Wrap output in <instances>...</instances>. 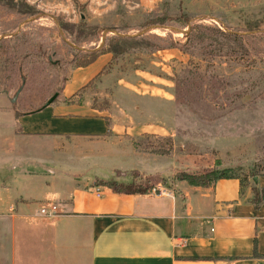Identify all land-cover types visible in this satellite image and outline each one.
<instances>
[{
    "label": "rangeland",
    "instance_id": "1",
    "mask_svg": "<svg viewBox=\"0 0 264 264\" xmlns=\"http://www.w3.org/2000/svg\"><path fill=\"white\" fill-rule=\"evenodd\" d=\"M182 14L184 26L181 18L169 21ZM195 23L236 36L224 47L218 33L202 28L209 37L178 49ZM146 27L145 48L105 53L87 79L80 72L104 38ZM171 41L175 48H153ZM78 76L67 88L84 106L79 112L106 116L127 133L106 146L85 136H10L4 126L15 110L34 111L54 92L60 100ZM131 144L150 176L114 170L107 181L162 189V182L176 187L180 172L216 169L242 182L264 174V0H0V157L14 151L29 173L58 171L83 186L91 146L110 163L116 147Z\"/></svg>",
    "mask_w": 264,
    "mask_h": 264
},
{
    "label": "crops",
    "instance_id": "2",
    "mask_svg": "<svg viewBox=\"0 0 264 264\" xmlns=\"http://www.w3.org/2000/svg\"><path fill=\"white\" fill-rule=\"evenodd\" d=\"M101 55L80 67L86 79L98 69ZM81 77L65 83L61 95L69 96L67 86H76ZM83 107L74 101L42 104L13 113L4 127L10 136H85L104 146L127 133V126L108 128L100 114H81ZM96 145L80 174L86 178L83 186L58 171L46 177L29 173L24 163L13 161L14 151L2 153L0 264H264V199L254 204L252 192L264 188V174L243 182L218 178L203 187L178 181L182 208L164 188L163 193H117L94 184L114 170L150 176L141 168L147 158L137 156L134 144L116 147L119 155L110 163ZM48 204L55 206L53 215L37 213Z\"/></svg>",
    "mask_w": 264,
    "mask_h": 264
},
{
    "label": "trees",
    "instance_id": "3",
    "mask_svg": "<svg viewBox=\"0 0 264 264\" xmlns=\"http://www.w3.org/2000/svg\"><path fill=\"white\" fill-rule=\"evenodd\" d=\"M174 15L172 16V19L169 21H177L179 18H181L182 21V26L187 23L188 16L185 14L180 15ZM164 19V17H163ZM162 20V18H161ZM159 21V20H158ZM156 21V22H158ZM160 22V21H159ZM164 22L162 20L160 23ZM160 25V24H158ZM206 29L208 31H213L215 33H218L220 37L223 39L222 42L218 43L221 46L226 47L227 43L226 41L231 40L230 38H235L236 35L231 34V33H224L221 30H219L216 27L210 28L207 26H202L201 24H190L188 27L187 33H185V41L183 45L180 44V47L178 46V49L184 50L186 46H193L194 44L200 42L202 38L209 37V35H205L201 29ZM104 38V37H103ZM147 39V34H133V35H113L109 36L107 38H104V43L103 47L93 53V55L90 57V59L86 62H84L82 65L79 66H85L88 63L92 62L98 55L100 54H105V53H111L113 56L114 54L121 53L125 51L126 49L130 48H138V47H143L145 48L147 45H149L145 40ZM159 39V38H158ZM214 40V39H213ZM175 42H169L166 46H154L155 50L158 49H170V48H175L176 45L174 44ZM181 47H183L181 49ZM63 102V103H73V100H71L70 96L69 97H63L60 100H57L55 97L48 103L49 105H54L57 104L58 102ZM78 103V102H75ZM15 114H18L17 111ZM104 122L106 126L109 128L110 123L108 117L104 116L103 117ZM156 153H165L162 150H156ZM255 174H252L251 176H254ZM231 177H236L231 174H228L224 171L221 170H209L205 173H200V174H188L185 172H180L177 175V178L175 177V180L181 181L185 180L188 184L195 185V186H208L210 185L213 181H215L218 178H231ZM100 181V182H99ZM98 185L104 186L109 188L113 192L117 193H146L150 191V188L148 187H141V186H132L130 183H122V182H115V181H107V179H99L98 180ZM160 185L168 191H171L176 197L178 198V201L180 203V206L183 208L184 206V198L181 194V191L177 187H165L163 182ZM253 192V200L254 204H256L255 201H261L264 199V188H258V187H253L252 189Z\"/></svg>",
    "mask_w": 264,
    "mask_h": 264
},
{
    "label": "built area",
    "instance_id": "4",
    "mask_svg": "<svg viewBox=\"0 0 264 264\" xmlns=\"http://www.w3.org/2000/svg\"><path fill=\"white\" fill-rule=\"evenodd\" d=\"M156 189L150 188V191L154 193ZM160 192H164V189H161L160 187H157L156 193H160ZM37 213L39 214H43V215H53L55 213V206L53 204H48L46 206H42L40 208H38Z\"/></svg>",
    "mask_w": 264,
    "mask_h": 264
},
{
    "label": "water",
    "instance_id": "5",
    "mask_svg": "<svg viewBox=\"0 0 264 264\" xmlns=\"http://www.w3.org/2000/svg\"><path fill=\"white\" fill-rule=\"evenodd\" d=\"M154 27H161V28H167L169 29L170 31L172 30H178L179 29H176L175 27L171 26V25H154ZM150 27H146L144 28L143 30H141L140 32H138L139 34H142L144 32H146L147 30H149ZM56 95V92H54L43 104H48ZM11 100H14V96ZM254 178V177H253Z\"/></svg>",
    "mask_w": 264,
    "mask_h": 264
}]
</instances>
